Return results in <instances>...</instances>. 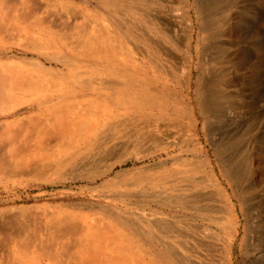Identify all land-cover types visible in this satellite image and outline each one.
Wrapping results in <instances>:
<instances>
[{
	"label": "rangeland",
	"instance_id": "374dc122",
	"mask_svg": "<svg viewBox=\"0 0 264 264\" xmlns=\"http://www.w3.org/2000/svg\"><path fill=\"white\" fill-rule=\"evenodd\" d=\"M0 26L40 81L0 110L35 159L0 172V264H264V0H0Z\"/></svg>",
	"mask_w": 264,
	"mask_h": 264
},
{
	"label": "bare ground",
	"instance_id": "6f19581e",
	"mask_svg": "<svg viewBox=\"0 0 264 264\" xmlns=\"http://www.w3.org/2000/svg\"><path fill=\"white\" fill-rule=\"evenodd\" d=\"M18 4V3H17ZM18 6V5H17ZM22 11V10H21ZM25 10H23L22 12L18 11L14 16L11 15L9 12L8 15L6 16H10V18L12 19V21L10 22L8 19H6V17L4 18V20L6 19V22L5 23H2V25H4L5 27L7 28H11L13 27L14 23H15V20L17 18H21V16L25 17L27 16V12L26 14L24 13ZM30 12V11H29ZM32 12V11H31ZM32 14V13H31ZM33 15V14H32ZM31 15V16H32ZM41 21V20H40ZM19 22V21H18ZM1 27V26H0ZM4 27V28H5ZM24 27V25H23ZM27 27V26H26ZM25 27V28H26ZM2 28V27H1ZM0 28V29H1ZM16 28V27H15ZM34 30V29H32ZM31 30V31H32ZM5 31V30H4ZM93 48V47H92ZM28 73V72H27ZM45 78V77H44ZM39 79L36 78V77H32L30 74H26L24 72H19V71H12V70H9V69H3L0 67V110L1 111H5L6 108H9L11 107L13 104H15L16 106L19 105V101L18 99H15V97H13L12 93L16 92V91H19V90H22L24 88H26L27 86L29 85H32V84H35V83H38ZM40 82V81H39ZM11 109V108H10ZM71 113V107H67L66 109L62 110L59 112V114L56 115V117H54L52 123L50 124V126L48 125L45 129H44V133L43 135L45 136L44 139H58V138H63V137H67L72 128H73V125L72 123L69 121V114ZM36 121V120H35ZM43 121V119H42ZM45 121V120H44ZM51 121V120H50ZM29 124V122H27ZM32 126H35V125H32ZM42 128V127H41ZM26 129V126L24 124H20V125H5V126H1L0 127V148L4 147V145H10L13 147V151L16 154H21L23 153V148L24 146L21 145L22 141V133L23 131ZM35 129V128H34ZM74 129V128H73ZM31 130V128H30ZM34 131V130H33ZM73 131V130H72ZM30 135L32 136L30 139H28L26 142L28 143V141H31L33 140V137L35 136L32 131L30 132ZM70 137V136H69ZM63 142V140H61V143ZM65 142V141H64ZM63 142V143H64ZM43 143V141H42ZM48 141L46 143H43V144H47ZM35 145V144H34ZM2 146V147H1ZM27 147V146H26ZM31 147V146H30ZM38 147V146H36ZM43 147V146H42ZM26 150V149H25ZM33 152V151H32ZM11 155V154H10ZM12 157V156H11ZM25 157V156H24ZM37 157V156H36ZM39 157V156H38ZM40 159V158H39ZM32 161H35V159L32 157H30V155L28 157H25L24 159H21L20 162L18 163H14L11 161V158H6V157H3V155L0 154V172L2 171H13V170H17V169H22L24 166H26L27 163H30ZM30 167V166H28ZM4 171V172H5ZM10 171L8 173H10ZM28 172V171H27ZM3 173V172H2ZM18 173V172H17ZM15 172V174H17ZM11 174V173H10ZM5 175V174H4ZM13 175V173H12ZM14 223V221H13ZM32 226V224H31ZM39 227V226H38ZM42 228V227H41ZM65 228L64 230V233H56V234H53L51 236V239L49 240V244L47 245L48 248L46 250H48L49 248L51 249L52 245L54 244L55 242V238L57 236V234H62V235H70L73 237V235H75V233H73V230H70L71 227H68L66 228L65 226L63 227ZM14 229V227H13ZM17 229V228H16ZM40 229V228H39ZM79 229V228H78ZM14 230L13 233H8L9 236L8 237H11V238H17L18 237V233L22 234L23 230L22 231H16ZM38 231V230H37ZM77 231V230H76ZM8 232V231H7ZM6 232V233H7ZM79 232V231H78ZM109 232V231H108ZM25 233V232H24ZM27 233V232H26ZM14 235V236H13ZM104 234L102 233H99L97 235H95V239L97 241V239L101 236H103ZM13 236V237H12ZM94 237V236H93ZM28 238V237H27ZM59 238V236H58ZM62 238V237H61ZM104 238V237H103ZM110 239H114V236H110L109 237ZM107 236L105 237V239H109ZM104 239V240H105ZM7 240V239H5ZM28 240H30L28 238ZM27 240V244L28 241ZM122 240V239H121ZM11 241V240H10ZM103 241V240H102ZM128 241V240H127ZM25 242V241H24ZM105 242V241H104ZM41 243V242H40ZM48 243V241H47ZM100 243H101V239H100ZM103 243V242H102ZM119 243V242H118ZM24 244V243H23ZM26 244V245H27ZM44 244V243H43ZM68 244V243H67ZM29 245V244H28ZM38 245V244H37ZM82 245V244H80ZM31 246V245H30ZM46 246V245H45ZM122 246V245H121ZM125 246V245H124ZM27 247V246H26ZM114 247V246H113ZM40 248V247H39ZM44 248V247H43ZM119 248V247H118ZM101 249H102V244H99V249H97L98 251L100 250L101 252ZM117 249V248H116ZM41 250V249H40ZM52 250V249H51ZM96 250V248H95ZM105 250V249H104ZM52 252V251H50ZM83 252V251H82ZM95 252V251H94ZM46 254L49 255V253L46 251ZM40 255V253H39ZM46 255V256H48ZM42 256V255H41ZM50 256V255H49ZM93 256V255H92ZM118 256V255H117ZM87 258V257H86ZM92 259V258H91ZM112 259V258H111ZM93 260V259H92ZM89 262V261H87ZM92 262V261H91ZM90 264V263H88Z\"/></svg>",
	"mask_w": 264,
	"mask_h": 264
}]
</instances>
